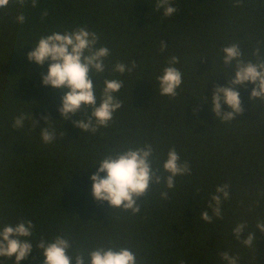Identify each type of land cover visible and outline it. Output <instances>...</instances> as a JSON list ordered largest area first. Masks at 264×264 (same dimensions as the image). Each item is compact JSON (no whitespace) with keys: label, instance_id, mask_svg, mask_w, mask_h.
I'll list each match as a JSON object with an SVG mask.
<instances>
[{"label":"trees","instance_id":"16d2710c","mask_svg":"<svg viewBox=\"0 0 264 264\" xmlns=\"http://www.w3.org/2000/svg\"><path fill=\"white\" fill-rule=\"evenodd\" d=\"M176 6L175 15L162 18L154 0H40L37 8L25 9L23 25L14 22L15 7L0 13V225L27 218L37 237L64 230L87 246L112 239L138 250L147 264H223L226 250L239 257L238 264H264V233L254 228L264 220V108L249 99L253 85L247 82L236 89L244 111L230 122L215 118L205 102L231 76L230 70L223 74L221 48L238 42L250 58L257 41L264 43V0H244L241 6L235 0H176ZM44 8L49 15L42 23ZM83 25L110 49L103 78L124 82L116 94L122 107L95 134L73 126L82 111L62 120V93L41 83L48 62L37 66L26 57L41 35ZM160 41L167 43L162 53ZM173 55L183 82L170 98L159 94L156 78ZM130 61L137 62L135 71L111 72L116 62ZM91 79L99 95L102 78ZM228 110L222 104L221 111ZM20 112L32 113L34 129L26 122L13 130ZM44 116L63 138L42 143ZM145 143L161 161L175 147L191 174L176 178L167 201L155 190L163 186H153L136 216L111 212L106 201L92 197L89 177L99 166L92 164L109 149ZM224 183L230 184V198L223 219L202 221L199 212ZM241 222L248 225L245 234L253 231V248L232 235ZM13 260L0 257V264ZM41 260L33 248L19 264Z\"/></svg>","mask_w":264,"mask_h":264},{"label":"clouds","instance_id":"9594fccd","mask_svg":"<svg viewBox=\"0 0 264 264\" xmlns=\"http://www.w3.org/2000/svg\"><path fill=\"white\" fill-rule=\"evenodd\" d=\"M244 0H235L236 6H241ZM40 0H0V13H7L10 6L15 7L17 14L14 22L23 25L26 22L25 9H35ZM154 11L160 12L162 18H169L178 12L176 0H154ZM49 15L48 9L40 11V21L43 23ZM100 36L86 25L70 29L53 30L41 35L32 50L26 54L27 60L37 66L48 62L47 72L41 76L43 86L59 90L62 95L57 109L62 120H70L73 115L83 112V118L73 121V126L81 132L95 134L101 128H107L113 122L114 114L122 107V101L117 93L124 82L115 78H103L108 71L106 59L110 49L100 45ZM22 47V46H21ZM167 49V43L160 41L159 51ZM222 64L228 79L227 86H214L213 94L206 103L210 111L221 122H230L243 113L240 93L237 88L250 83L253 85L249 99L259 102L264 108V43L257 41L252 48L250 58L238 42L221 48ZM179 57L170 56L167 66L157 76L159 94L175 98L177 89L183 82L182 72L175 66ZM137 68V62H116L111 72L131 73ZM102 78V88L97 94L98 84L93 85L91 77ZM227 105L228 111H221V106ZM44 127L39 131L44 144H51L63 131L57 132L54 121L44 116ZM26 122L34 129L31 112H20L13 118V130H21ZM99 165L96 172L89 177L91 194L97 202H107L111 212L127 213L136 216L147 203L149 195L154 191L153 186L162 185L155 189L159 198L170 199L169 190L176 186V178L191 174L187 160H182L175 147H170L161 161L156 150L150 143L137 146L116 147L102 153L92 165ZM104 175L101 176L100 174ZM151 185V186H150ZM230 184L217 185L210 194L207 206L199 212V218L206 223L222 220L223 204L230 198ZM210 210V211H209ZM246 222L235 225L232 235L245 248L254 247L253 231H247ZM254 228L264 233V220L257 221ZM36 225L31 219L19 218L14 224L0 225V257H14L12 264H19L26 259L33 248L39 250L42 260L40 264H147V261L127 244H120L112 239L87 246L64 230L47 236H36ZM241 234L243 238L241 239ZM223 264H238L239 257L230 255L226 250L221 255ZM180 264H184L181 261Z\"/></svg>","mask_w":264,"mask_h":264}]
</instances>
